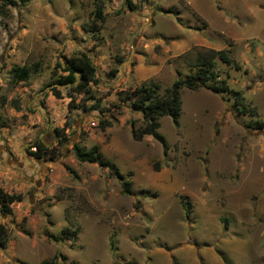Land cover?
<instances>
[{
  "label": "rangeland",
  "instance_id": "rangeland-1",
  "mask_svg": "<svg viewBox=\"0 0 264 264\" xmlns=\"http://www.w3.org/2000/svg\"><path fill=\"white\" fill-rule=\"evenodd\" d=\"M97 6L104 22L88 32ZM205 49L228 51L232 64L216 59L213 70L256 115L239 114L228 94L184 87L178 129L158 119L166 153L151 136L134 141L143 122L128 96L149 81L163 94ZM79 52L96 70L87 93L56 83L55 62ZM24 64L36 71L13 83L12 68ZM256 120L264 121V0H0V188L21 195L0 212V264H264ZM37 140L48 149L41 159L29 155ZM76 144L97 145L131 193L106 168L78 161Z\"/></svg>",
  "mask_w": 264,
  "mask_h": 264
},
{
  "label": "trees",
  "instance_id": "trees-1",
  "mask_svg": "<svg viewBox=\"0 0 264 264\" xmlns=\"http://www.w3.org/2000/svg\"><path fill=\"white\" fill-rule=\"evenodd\" d=\"M21 1L23 2L26 0ZM93 15L94 20L99 22V24L92 28H87L86 30L88 32L99 30L100 24L103 23L105 19L101 6H97L94 9ZM184 58L187 59L186 56ZM216 59L228 65L232 64V60L226 49H205L198 51L190 60H186L192 72L181 76V78L175 79L172 84L164 90L163 94H159L158 85L150 81L136 87L128 98L130 97L133 109L141 113L143 125L131 132L132 139L139 142L144 136H151L161 145L163 153H166L168 145L164 137L158 132V119L167 116L171 119L173 127L178 129V118L181 110L179 90L184 87L193 91L202 87L219 95L228 94L232 97L239 114L249 115L251 117L255 116L256 108L246 105L241 92L233 90L225 79H219V74L214 72L213 69ZM234 67L235 69H239L240 66L234 64ZM36 68V64L34 66L25 64L14 66L11 70L13 83L26 80L31 73L36 71ZM57 69L61 71V74L56 79L58 86L64 87L70 85L73 86L78 93H87L90 89V85L97 84L95 66L91 58L85 53L79 52L77 56L64 58L63 63L60 61L55 62L54 70ZM111 73H114V70H111ZM51 94L56 99L61 98L60 92L56 88L51 89ZM68 105L69 107H73L72 103ZM103 127L104 126H102V128ZM251 127L252 129H263L264 121L256 120L252 123ZM55 132L58 135L59 141H61V131L56 129ZM32 147L35 148V151H29V155L34 159H41L48 153V149L41 140L35 141ZM72 150L78 161L89 164L97 163L101 167L106 168L109 175L120 182L121 192L123 194L131 193V182L125 178L124 174H122L112 162L101 158L97 145H92L90 148L84 149L76 144L72 146ZM181 198L183 209L186 215H188L190 204L185 197ZM19 201H21L20 194H10L0 188L1 213L9 214L11 212V205ZM63 231H67L69 234L71 233L66 229L62 230V232ZM6 241V229L0 225V246L4 247ZM41 264L51 263L42 262Z\"/></svg>",
  "mask_w": 264,
  "mask_h": 264
},
{
  "label": "built area",
  "instance_id": "built-area-1",
  "mask_svg": "<svg viewBox=\"0 0 264 264\" xmlns=\"http://www.w3.org/2000/svg\"><path fill=\"white\" fill-rule=\"evenodd\" d=\"M32 149V151H35V148L33 147V148H31Z\"/></svg>",
  "mask_w": 264,
  "mask_h": 264
}]
</instances>
